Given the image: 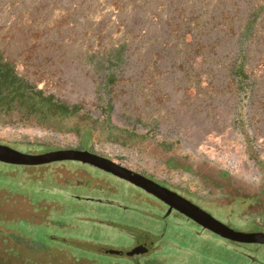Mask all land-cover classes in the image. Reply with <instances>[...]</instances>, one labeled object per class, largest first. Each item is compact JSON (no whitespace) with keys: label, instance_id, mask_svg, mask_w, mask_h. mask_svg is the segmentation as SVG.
Segmentation results:
<instances>
[{"label":"flooded vegetation","instance_id":"af4514ba","mask_svg":"<svg viewBox=\"0 0 264 264\" xmlns=\"http://www.w3.org/2000/svg\"><path fill=\"white\" fill-rule=\"evenodd\" d=\"M242 57L231 71L236 98L227 105L217 103L219 89L207 94L202 86L184 88L185 72L174 76L157 69V64L145 75L148 88L130 96L119 75L124 54L102 65L96 98L86 104L48 92L0 55V145L27 154L55 152V157H65L38 165L0 163L37 169L76 205L105 202L104 197L95 196L99 184L118 188L114 192L118 198L108 196L107 204L115 206L118 200V207L125 211L146 208L167 228L170 224L188 227L180 234L173 231L175 237L189 234L188 238L203 239L192 247L166 243L183 251L193 264L205 263L207 253L213 254L210 264H221L216 261L220 255L205 243L210 239L222 243L230 255L240 253L253 264H264V112L254 103V82L242 74ZM225 120V131H217ZM7 129L32 136L30 143L23 141L32 148L6 140L2 131ZM214 134L230 141L240 154L235 171L223 162ZM199 209L235 231L254 234L261 242L232 238ZM19 221L28 223L24 215L11 220L9 214L0 213V264H46L31 260L30 249L38 253L35 259L49 251L58 264H78L80 259L74 254L65 261L67 255L57 247L31 243L19 231ZM128 236L130 243L123 246L95 245L101 253L124 260L87 263L166 264L164 257L156 256L164 242L151 231L140 229Z\"/></svg>","mask_w":264,"mask_h":264},{"label":"rangeland","instance_id":"374dc122","mask_svg":"<svg viewBox=\"0 0 264 264\" xmlns=\"http://www.w3.org/2000/svg\"><path fill=\"white\" fill-rule=\"evenodd\" d=\"M119 54L125 56L121 85L130 96L148 88L145 75L157 64V69L174 76L185 72L184 88L202 86L207 94L219 89V105L236 98L231 71L242 55V74L254 82V103L264 112V0H0V55L48 92L90 104L96 98L102 65ZM226 123L217 131L224 130ZM2 134L16 146L31 147L23 141L30 143L32 136L22 131L7 129ZM213 136L223 162L235 171L240 154L230 141ZM101 185L95 196L105 202L76 205L37 169L0 163V207L11 220L24 215L28 223L19 221V231L31 241L64 251L65 261L71 254L79 257L78 264L122 259L101 253L95 245L123 246L130 243L129 234L146 229L164 242L156 256L164 257L166 264H193L183 251L166 243L192 247L203 239L188 238L189 234L175 237L173 231L180 234L188 227L167 228L146 208L125 211L117 199L115 206L107 204L108 196L118 198L114 194L118 188ZM6 204L9 212L3 208ZM72 214L87 216L70 219ZM205 243L220 255L216 261L221 264H253L240 253L230 255L214 239ZM48 252L35 259L38 253L30 249V259L58 264ZM211 255H203V264H210Z\"/></svg>","mask_w":264,"mask_h":264},{"label":"water","instance_id":"95a60500","mask_svg":"<svg viewBox=\"0 0 264 264\" xmlns=\"http://www.w3.org/2000/svg\"><path fill=\"white\" fill-rule=\"evenodd\" d=\"M63 158L65 157H55V152L34 155V154L23 153L7 145L6 146L0 145V160L4 162H8V163L22 164V165H38V164H44V163H48V162L63 159ZM199 210L204 215L211 217L217 223L225 227L227 231H229L230 236H232V238L240 240V241H244V242H254V241L261 242V240L254 239V237H252L254 234L235 231L227 227L225 224L219 222L218 220L213 218L210 214L206 213L205 211L201 209Z\"/></svg>","mask_w":264,"mask_h":264},{"label":"trees","instance_id":"16d2710c","mask_svg":"<svg viewBox=\"0 0 264 264\" xmlns=\"http://www.w3.org/2000/svg\"><path fill=\"white\" fill-rule=\"evenodd\" d=\"M14 196V195H13ZM13 196L11 197V200H10V202H14L15 201V199H13ZM24 199L26 200V201H28V202H30V200H28V199H26L25 197H24ZM9 202V203H10ZM7 211H8V209H6ZM9 212V211H8ZM0 213H2V214H5L4 213V210L0 207ZM10 214V213H9ZM31 243H34V244H36L37 242L36 241H33V242H31Z\"/></svg>","mask_w":264,"mask_h":264}]
</instances>
